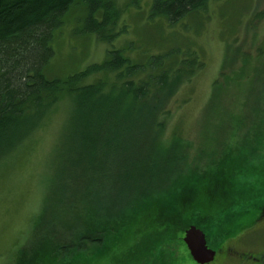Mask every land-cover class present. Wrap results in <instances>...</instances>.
<instances>
[{
  "label": "rangeland",
  "instance_id": "rangeland-1",
  "mask_svg": "<svg viewBox=\"0 0 264 264\" xmlns=\"http://www.w3.org/2000/svg\"><path fill=\"white\" fill-rule=\"evenodd\" d=\"M152 1L116 0L123 8L126 29L109 42L96 33H81L83 7H72L52 40L54 55L46 74L66 76L100 62L110 47L122 48L136 63L172 49L182 55L196 52L202 65L177 85L159 115L163 125L159 139L164 144L172 142L170 146L158 142L155 130L148 131L149 137L132 130L112 135L122 152L119 158L127 154L135 163L125 169L132 180L119 184V191L170 177L183 162L182 175L166 185L148 187L136 198L95 189L94 197H86L76 211L62 205L45 211L53 177L66 167L68 150L75 148L68 138L75 126L71 101L63 96L20 144L0 152V264H200L183 243L184 230L191 224L206 227L210 246L218 247L223 241L222 252L228 247L225 257L220 249L207 264H264V216L252 209L223 223L222 211L232 200H240L238 192L264 195V160L260 159L264 158V103L244 118L254 76L264 59L260 53L264 49V0H207L205 9L175 23L151 16ZM149 70L140 71L136 80ZM102 78L114 80V73L96 71L86 80ZM130 118L138 129L141 119H150L132 113ZM182 143L184 161L177 154ZM170 151L175 155L172 160L168 159ZM227 159L230 164L235 161V166L218 162ZM147 160L155 165L145 167L142 162ZM221 168L229 181L238 179L232 191L219 190L214 184L199 185L198 178L212 179ZM94 200L99 204L96 207L90 202ZM38 219L42 220L39 224L55 226L48 233L59 242L70 236L71 224L76 226V222L82 228L92 224V219L100 224L111 222L114 227L125 219L127 224H119L121 236L111 237L103 246L90 244L84 251L69 250L56 257L50 243L40 245V230L35 228Z\"/></svg>",
  "mask_w": 264,
  "mask_h": 264
},
{
  "label": "trees",
  "instance_id": "trees-1",
  "mask_svg": "<svg viewBox=\"0 0 264 264\" xmlns=\"http://www.w3.org/2000/svg\"><path fill=\"white\" fill-rule=\"evenodd\" d=\"M206 3L207 0H153L150 15L164 17L168 22L175 23L189 13L205 9ZM79 5L84 10L81 33H96L100 39L109 42L126 29V24L122 23L123 8L116 0H0V152L10 149L15 143L20 144L42 122L45 115L52 111L61 97H68L71 101L70 111L73 110L75 126L73 134L68 138L75 148L68 150L66 167L53 177L54 185L47 197L45 211L51 206L54 209V205L76 211L83 207L86 197H94L95 189L98 193L104 191L111 196L135 197L148 187L162 183L166 185L169 179L182 175L183 162L170 177L152 184H138L140 187L137 185V189L125 187L123 191H119V184L132 180L130 175L125 174V169L134 167L135 163L133 157L127 154L119 158L122 152H119L116 137L112 135L132 130L149 137L148 131L155 130L158 131V142L163 147L170 146L172 142L164 144L159 139L163 130L159 119L162 105L173 94L177 85L185 78L189 80L197 66L203 63L193 50L182 55L178 49L154 53L145 62L136 63L124 54L122 48L110 47L102 61L90 63L66 76L50 77L46 74V68L54 55L52 40L65 22L67 13L72 7ZM260 53H264V49ZM146 69L150 70L143 78L136 80L135 76ZM96 71L112 72L114 80L102 78L87 81V77ZM253 81L244 118L257 112L264 103V59ZM120 106L123 107L119 110ZM131 113L140 118L148 116L150 119H141L138 129L137 122L130 118ZM239 119L237 121L241 122ZM181 146L183 149L177 154L184 161L182 155L185 147L183 143ZM168 156L172 160L175 155L170 151ZM260 159L264 160L263 156ZM168 161L166 162L169 164ZM229 161L231 159L218 162L224 167L235 166V161L231 164ZM154 163L150 160L142 162L147 168L155 165ZM220 170L218 176H212V179L198 178L202 182L199 185L214 184L219 190L227 187L232 191L238 179L231 178L229 181L227 174L222 173V168ZM174 172H177L175 176ZM257 193L258 196L238 192L240 200H232L228 208H222L218 202V209H223L226 218L223 223L252 209L258 213L257 216H264V195L260 191ZM90 202L92 206L99 205L96 200ZM39 220L35 228L40 230V245L50 243L53 251H56V257L69 250H83L90 244L103 246L111 237L121 236L118 232L119 224H127L126 219L121 223L118 221V227H114L111 222L100 224L93 219L92 224L86 223L83 228L80 223L76 222V226L70 223L73 227L72 233L67 236L70 239L59 242L55 238L52 240L48 233L55 226L45 222L39 224L42 221ZM195 225L203 229L208 241L206 227ZM67 229L69 228L64 229L61 234L64 235ZM225 238L226 235L221 240ZM185 248L187 249L186 245ZM188 253L190 254L189 251Z\"/></svg>",
  "mask_w": 264,
  "mask_h": 264
},
{
  "label": "water",
  "instance_id": "water-1",
  "mask_svg": "<svg viewBox=\"0 0 264 264\" xmlns=\"http://www.w3.org/2000/svg\"><path fill=\"white\" fill-rule=\"evenodd\" d=\"M183 241L197 263L204 264L214 259L215 250L208 247L205 232L196 225L191 224L184 230Z\"/></svg>",
  "mask_w": 264,
  "mask_h": 264
},
{
  "label": "flooded vegetation",
  "instance_id": "flooded-vegetation-1",
  "mask_svg": "<svg viewBox=\"0 0 264 264\" xmlns=\"http://www.w3.org/2000/svg\"><path fill=\"white\" fill-rule=\"evenodd\" d=\"M205 236H206V233H205ZM206 239H207V237H206ZM222 242H223V241H221V242L218 244V247H212V246H210V245L208 244V241H207V245H208V247H210V248H212V249L215 250V256H214V259H215V257H216V253L219 252L220 249H221V255H222L223 257H225V253H226L228 247L224 248L225 250H224V252H222ZM235 251H237V250H235ZM237 253H238V252H237ZM214 259H213V260H214ZM213 260H212V261H213ZM222 260H223V259H222ZM212 261H210V262H212ZM210 262H208V263H210ZM204 264H207V263H204Z\"/></svg>",
  "mask_w": 264,
  "mask_h": 264
}]
</instances>
